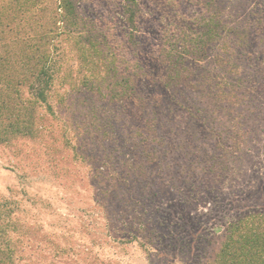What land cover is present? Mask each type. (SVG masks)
Segmentation results:
<instances>
[{
  "label": "rangeland",
  "instance_id": "rangeland-1",
  "mask_svg": "<svg viewBox=\"0 0 264 264\" xmlns=\"http://www.w3.org/2000/svg\"><path fill=\"white\" fill-rule=\"evenodd\" d=\"M136 1L132 28L122 0H0L4 264H209L264 213V0ZM192 23L175 84L162 37Z\"/></svg>",
  "mask_w": 264,
  "mask_h": 264
},
{
  "label": "trees",
  "instance_id": "trees-1",
  "mask_svg": "<svg viewBox=\"0 0 264 264\" xmlns=\"http://www.w3.org/2000/svg\"><path fill=\"white\" fill-rule=\"evenodd\" d=\"M58 1L56 9H59V16L62 17L60 22L63 24L66 16L75 14L73 0ZM122 2L125 20L133 28L135 27L137 1L122 0ZM202 21L211 30H214L217 26L221 29V24L216 18L213 20L206 17ZM184 24L183 28H179L176 33L168 32L167 29L163 34V41L159 48V60L164 64L163 77L175 82V84L185 79V76H182V70L185 69L184 61L187 60L190 47L198 45L200 47L207 40V38L201 39L198 35L193 36L186 32L187 28L184 27L190 29L196 24L192 23V25L187 26ZM213 36H215L214 33H209L208 38L211 39ZM222 61L225 64L226 60ZM54 66V61L47 58L41 67L39 85L33 87V94L45 103L54 81ZM46 105L49 107V104ZM9 216L8 201L0 202V264L9 262L13 257V249L6 233ZM209 264H264V213L252 212L229 223L225 229L221 246L214 260Z\"/></svg>",
  "mask_w": 264,
  "mask_h": 264
}]
</instances>
